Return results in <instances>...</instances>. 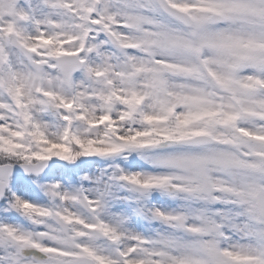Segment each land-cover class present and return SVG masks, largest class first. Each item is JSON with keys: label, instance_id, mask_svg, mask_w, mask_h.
I'll use <instances>...</instances> for the list:
<instances>
[{"label": "snow or ice", "instance_id": "obj_1", "mask_svg": "<svg viewBox=\"0 0 264 264\" xmlns=\"http://www.w3.org/2000/svg\"><path fill=\"white\" fill-rule=\"evenodd\" d=\"M0 264H264V0H0Z\"/></svg>", "mask_w": 264, "mask_h": 264}]
</instances>
